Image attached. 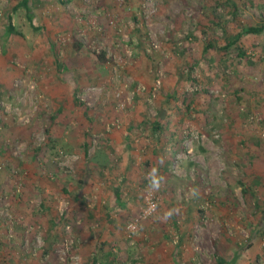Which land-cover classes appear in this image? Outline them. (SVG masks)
Wrapping results in <instances>:
<instances>
[{"label": "rangeland", "instance_id": "obj_1", "mask_svg": "<svg viewBox=\"0 0 264 264\" xmlns=\"http://www.w3.org/2000/svg\"><path fill=\"white\" fill-rule=\"evenodd\" d=\"M234 1L29 0V21L0 0V238H70L59 264H264V31L247 60L202 51L264 21Z\"/></svg>", "mask_w": 264, "mask_h": 264}, {"label": "trees", "instance_id": "obj_2", "mask_svg": "<svg viewBox=\"0 0 264 264\" xmlns=\"http://www.w3.org/2000/svg\"><path fill=\"white\" fill-rule=\"evenodd\" d=\"M214 2H216L217 4L220 3L221 1H224L227 5L232 6L233 7V14H235V11L237 10V4L234 0H213ZM24 8L25 9V15L28 18L29 21H32V16H33V12L32 9L30 7L29 4V0H16L15 4L12 6V10L13 11H17L18 8ZM9 20L7 23V28H6V34L10 35L13 33H19L18 29L13 25V23L10 20V16H8ZM37 28V27H35ZM237 31L232 34L230 36V38L225 42L224 45L222 46H216L215 44H213L212 42H207L205 44H203L202 47V51L205 53L207 52V50H215V51H224L226 52L227 56L228 53L229 54H233L234 56L238 57L239 60H247L248 56L246 55V51L248 50L244 45H243V41H244V37H246L247 35H251V34H260L264 31V21L262 22H258L255 24L252 23H240L237 25ZM234 51V52H232ZM229 57V56H228ZM231 57V56H230ZM219 58V57H217ZM221 61L222 58H219ZM67 64L69 63H65V69L69 66H67ZM172 97H175V92H173L171 94ZM166 125L163 122L160 121H155L154 124H152V133H162L166 130ZM102 151V152H101ZM99 153H97V155L93 156L91 159L95 162L98 161L99 157H104L105 158V153H103V150H101ZM86 153V150H85ZM102 154V155H101ZM83 185V184H82ZM243 193L246 194V190H243ZM77 198L81 199V194L80 192L76 193ZM44 209H46L44 206H42ZM61 244L58 243L57 241V245L59 247V245ZM56 247V248H58ZM56 248L54 249V251L56 250ZM97 260L96 257L92 258L91 264H96ZM210 264H224V261L222 259H218V260H213Z\"/></svg>", "mask_w": 264, "mask_h": 264}, {"label": "crops", "instance_id": "obj_3", "mask_svg": "<svg viewBox=\"0 0 264 264\" xmlns=\"http://www.w3.org/2000/svg\"><path fill=\"white\" fill-rule=\"evenodd\" d=\"M2 183L3 182H1L0 179V191L1 187H4ZM7 202L9 210H12L14 213V209L17 208L16 200L12 196H10ZM18 205H20V203H18ZM2 225L3 222H0V229L2 228ZM18 227L19 225H16L15 228ZM51 232L52 231L49 232L48 230V233H45V235L48 236H44V238H42V245L37 248H33L34 245L32 246L30 239L26 240V236L24 234L20 236L17 231L16 234L18 236V239L16 241L14 240L15 238L7 240L5 236H2L0 238V256H3L5 261L3 260V262H1L0 264H59L58 261L55 259L56 256H50L46 253L48 246L52 247L57 245V242L52 243L53 241L57 240V237L53 238V236H49ZM50 252H52L53 254L54 249L50 250ZM105 261H109L107 257Z\"/></svg>", "mask_w": 264, "mask_h": 264}, {"label": "built area", "instance_id": "obj_4", "mask_svg": "<svg viewBox=\"0 0 264 264\" xmlns=\"http://www.w3.org/2000/svg\"><path fill=\"white\" fill-rule=\"evenodd\" d=\"M157 46L155 44L152 45V48H156ZM157 84H159V81L157 80ZM261 135L264 137V129L261 132ZM19 187L17 184V191H19ZM147 199V204H146V209L144 210V216L151 214L155 208H156V200L151 197L150 195L146 197ZM68 228V226H67ZM128 229L130 232H133L136 229V223L132 222L128 225ZM72 249V240L70 238H65L63 242L59 245L58 247V253L61 258H65L69 252V250ZM73 259V256H71Z\"/></svg>", "mask_w": 264, "mask_h": 264}, {"label": "clouds", "instance_id": "obj_5", "mask_svg": "<svg viewBox=\"0 0 264 264\" xmlns=\"http://www.w3.org/2000/svg\"><path fill=\"white\" fill-rule=\"evenodd\" d=\"M150 179V186L153 189H158L160 186V177L158 176V170L156 168H153L151 172L148 174Z\"/></svg>", "mask_w": 264, "mask_h": 264}]
</instances>
